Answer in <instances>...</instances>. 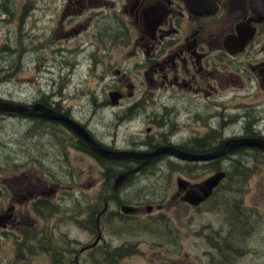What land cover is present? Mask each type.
Returning <instances> with one entry per match:
<instances>
[{
	"label": "flooded vegetation",
	"instance_id": "af4514ba",
	"mask_svg": "<svg viewBox=\"0 0 264 264\" xmlns=\"http://www.w3.org/2000/svg\"><path fill=\"white\" fill-rule=\"evenodd\" d=\"M39 21L54 27L52 36L55 27L61 26L60 42L78 45L77 51H71L77 54L66 58L71 62L66 64V80L56 82L58 87L90 91L100 87L104 98H98L97 92L85 97L90 109L86 104H70L69 98H54L53 93L50 99L36 101L0 99L29 107L43 103L74 120L111 151L149 153L172 146L190 154H207L230 139L264 140V0H0V26L11 31L17 26L15 35L8 34L0 41H17L16 33L21 36L23 22L32 23L33 28ZM27 52L32 55L31 50ZM0 58L7 62L3 64L10 59L7 51ZM1 67L0 72L12 68L9 64ZM76 73L81 76L75 81ZM61 78L64 80L63 74ZM67 93L70 96L72 92ZM214 107L223 109L215 111ZM2 118L14 120L16 126L13 135L0 137V236H13L10 246L20 245L25 225H29L31 251L38 252L42 247L52 264H69V248L58 246L54 236L49 235L52 231L40 228L38 219L59 213L69 192L70 180L56 179L51 172L65 161L70 167L68 158L60 154L74 155L81 161L88 155L105 171L99 184V201L89 212L95 216L94 227L86 226L96 236L77 249L74 264H82L80 255L96 250L105 240L101 225L105 216L159 224L154 218L159 217L158 210L165 211L163 201L169 189L162 202L142 189L127 201L121 191L134 177L152 170L195 172L202 167L214 173L227 172L230 158L236 154L242 156V161L234 162L241 163L247 171L254 169L249 162L264 161V149L256 146H241L206 161L165 153L114 189L121 171L143 161L103 157L71 125L59 119L10 115L0 110ZM201 123L204 127H200ZM232 165L237 168L236 163ZM106 170H115V176L108 178ZM190 175L178 177L171 196L187 210L211 200L228 172L212 195L199 205L189 203L185 195L193 183L209 175L203 179L198 175L192 179ZM80 187L79 195L84 191ZM124 206H132L134 211L128 212ZM97 238L98 243L88 247ZM224 240L225 243L211 244L224 249ZM126 251L130 249L123 250L118 245L109 254L117 259Z\"/></svg>",
	"mask_w": 264,
	"mask_h": 264
},
{
	"label": "rangeland",
	"instance_id": "374dc122",
	"mask_svg": "<svg viewBox=\"0 0 264 264\" xmlns=\"http://www.w3.org/2000/svg\"><path fill=\"white\" fill-rule=\"evenodd\" d=\"M51 28L54 27L41 24L40 21L33 28L32 23L23 22L21 36L16 33L19 37L17 41L4 40L5 44L0 41V50H2L0 55L7 51L10 57L8 64L12 67L0 72V96L36 101L50 99V94L53 93L54 98L61 101L69 98L70 104L82 107L86 104L90 109L88 100L84 98L89 97L88 95L93 97L96 92L98 98H104V89L99 87L96 91H90L77 90L74 86L70 89L58 87L56 82L61 83L66 80L69 69L66 64L71 62L66 58L77 54L71 51H77L78 45L77 42H60L59 35L62 33V27H55L54 36L51 35ZM15 30L17 32V26L12 27V31L0 26V40L8 37V34L15 35ZM27 50L32 51L31 56ZM3 62L7 63L5 59L0 58L2 69L8 65ZM62 74L64 80H61ZM80 76L76 73L73 79L76 81ZM88 77L90 76L87 74ZM93 78L94 76L91 77L90 83ZM58 88L61 89L58 90ZM68 91L72 92L70 96ZM222 109L223 107H214L215 111ZM0 126H2L0 137L8 138L13 135L16 123L14 120L2 118ZM25 126L26 124L22 127ZM200 127L204 125L201 123ZM203 131L204 129H201V132ZM59 156L67 157L70 167L65 161L63 166H55L51 172L56 174L54 175L56 179L65 177L70 180L69 192L62 201L59 213L46 218L41 217L38 220L40 228L52 231L48 234L54 236L58 246L61 247L63 244L69 248L68 263L74 264L77 249L92 242L96 236L95 231L87 229L86 226L94 227L95 216H91L89 212L99 201L97 197L99 184L104 179L105 171L88 155L83 157L84 161L77 159L74 155L60 154ZM241 159L242 156L239 154L230 158L231 165L227 170V178L218 193L199 208L192 210L180 207L171 197L175 191L176 180L190 173L192 179H195V175L203 179L212 175L214 173L212 170L205 167L195 172L177 169L152 170L136 176L137 178L134 177L135 179L121 191L127 201L134 198L142 189L148 191L149 197L162 202L165 191L169 189V194L164 196L163 201L166 206L165 211L158 210L157 213L160 215L154 218L159 224L140 222L134 218L115 219L113 216H105L101 220L105 240L96 247V250H87L82 253L81 263L264 264V161L249 162L248 164L254 169L247 171L241 163L234 162H241ZM233 163H236L237 168L232 165ZM21 168L23 169V166ZM5 173L8 172L5 171ZM80 185L84 187V191L79 195V188L82 190ZM159 202L156 203L160 204ZM236 205L242 207L239 209ZM239 212L240 215L242 214L240 225H238L239 220L235 218ZM86 218H90V221H85ZM239 226L242 227L239 228ZM225 238L227 245H224V249L212 246V242L225 243ZM64 239H69V242ZM5 240L8 243L4 242ZM10 241H14L13 236H0V264H52L51 257L45 254L46 251H43L42 247H38V252L31 251L30 243L33 238L29 225H25L20 245L10 246ZM124 243L126 245L122 246ZM118 245L123 250L129 248L130 252L126 251L122 256L114 259L109 254V250Z\"/></svg>",
	"mask_w": 264,
	"mask_h": 264
},
{
	"label": "water",
	"instance_id": "95a60500",
	"mask_svg": "<svg viewBox=\"0 0 264 264\" xmlns=\"http://www.w3.org/2000/svg\"><path fill=\"white\" fill-rule=\"evenodd\" d=\"M116 96V95H115ZM0 110L7 111L10 115L22 113L30 116H42L47 118L59 119L71 125L73 129L81 135L91 146V148L99 155L110 159L133 158L143 161V163L133 169L121 171L115 178L114 189L119 188L132 174L139 172L145 165L158 159L162 154L170 153L175 156L187 160H212L225 156L235 148L241 146H256L264 149V140H256L250 138L230 139L224 142L216 150L207 154H190L172 146H163L149 153H137L130 151H111L97 143L91 135L74 120L58 114L43 103H35L31 107L24 103H18L12 100L0 99ZM226 171H217L200 182L193 183L187 190L185 199L193 204L199 205L206 201L213 193L214 189L226 177ZM182 182H185L182 180ZM124 210L134 211L132 206H124ZM100 238L88 247H92L98 243Z\"/></svg>",
	"mask_w": 264,
	"mask_h": 264
},
{
	"label": "trees",
	"instance_id": "16d2710c",
	"mask_svg": "<svg viewBox=\"0 0 264 264\" xmlns=\"http://www.w3.org/2000/svg\"><path fill=\"white\" fill-rule=\"evenodd\" d=\"M107 172H106V176L108 177V178H112V177H114L115 176V170H106ZM242 206H240V205H236V208H241ZM236 211V210H235ZM240 211V210H239ZM236 219H238L239 220V224L238 225H240V221H241V219H242V214L240 215V212L238 213V215L235 217ZM243 226V225H242ZM242 226H239V228L240 227H242Z\"/></svg>",
	"mask_w": 264,
	"mask_h": 264
}]
</instances>
